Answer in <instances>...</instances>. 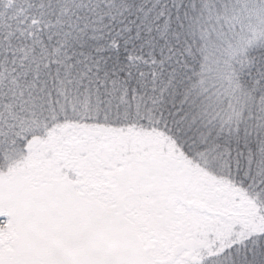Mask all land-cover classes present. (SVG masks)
Instances as JSON below:
<instances>
[{
    "label": "snow or ice",
    "instance_id": "1",
    "mask_svg": "<svg viewBox=\"0 0 264 264\" xmlns=\"http://www.w3.org/2000/svg\"><path fill=\"white\" fill-rule=\"evenodd\" d=\"M0 264H264V0H0Z\"/></svg>",
    "mask_w": 264,
    "mask_h": 264
}]
</instances>
